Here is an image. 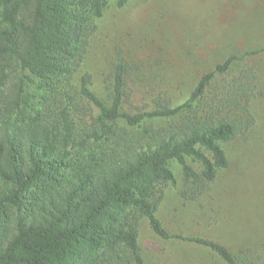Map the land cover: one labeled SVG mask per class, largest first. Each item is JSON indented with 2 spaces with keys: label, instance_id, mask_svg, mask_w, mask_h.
<instances>
[{
  "label": "trees",
  "instance_id": "16d2710c",
  "mask_svg": "<svg viewBox=\"0 0 264 264\" xmlns=\"http://www.w3.org/2000/svg\"><path fill=\"white\" fill-rule=\"evenodd\" d=\"M110 1L0 0V264H143L144 219L166 241L204 247L226 264H255L243 248L172 231L159 208L166 185H178L173 160L184 202L211 191L229 168L223 143L253 122L255 70L239 61L264 46L216 63L182 102L161 89L132 103L120 61L105 99L90 73L73 81ZM39 96L53 102L38 108Z\"/></svg>",
  "mask_w": 264,
  "mask_h": 264
},
{
  "label": "rangeland",
  "instance_id": "374dc122",
  "mask_svg": "<svg viewBox=\"0 0 264 264\" xmlns=\"http://www.w3.org/2000/svg\"><path fill=\"white\" fill-rule=\"evenodd\" d=\"M95 23L73 83L90 73L91 89L107 99L114 65L126 62L135 93L132 103L150 100L161 89L182 102L216 63L264 46V0H128L124 6L111 0ZM239 62L252 66L256 75L249 100L251 126L223 143L230 166L212 190L196 200L184 202L178 195L182 166L173 160L178 185H166L159 215L172 231L217 239L236 252L243 248L255 264H264V52ZM59 87L67 88L64 79ZM52 102L39 96L35 104L44 110ZM109 144L97 143L91 149ZM186 161L201 169L192 157ZM139 241L143 264H226L204 247L162 239L145 219Z\"/></svg>",
  "mask_w": 264,
  "mask_h": 264
}]
</instances>
